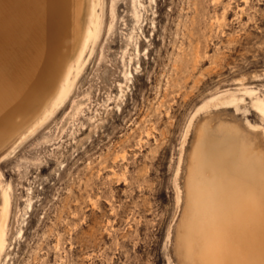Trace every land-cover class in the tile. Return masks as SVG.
<instances>
[{
	"label": "rangeland",
	"instance_id": "1",
	"mask_svg": "<svg viewBox=\"0 0 264 264\" xmlns=\"http://www.w3.org/2000/svg\"><path fill=\"white\" fill-rule=\"evenodd\" d=\"M95 1L1 114L0 264H264V0H98L77 64Z\"/></svg>",
	"mask_w": 264,
	"mask_h": 264
},
{
	"label": "bare ground",
	"instance_id": "2",
	"mask_svg": "<svg viewBox=\"0 0 264 264\" xmlns=\"http://www.w3.org/2000/svg\"><path fill=\"white\" fill-rule=\"evenodd\" d=\"M97 1H95L96 2L95 6L94 7L92 6L93 7L92 10H94L93 19L89 22V25L85 31L83 47H81L82 50L80 51V54L78 56L77 64H79V62L82 61L86 50L88 49L90 43L95 38V33L97 30L96 29L97 19H98ZM81 2L82 0H0V96H1L0 99L2 98L1 99L2 101H0V126L4 125L3 127H5V125L9 122L12 116L17 112H14V114L10 113L5 115L7 116V118L1 117V114L4 115L5 111H7L8 109H13L16 107L22 108L23 106H25V104H27V102L30 100L31 97L32 99L29 102H32L31 107L34 106V104L38 103L41 100V95L39 94L41 92V88H43L46 85L50 86V90H52L53 88L57 89V93L54 96V98H52V102L54 104H57L59 102L60 96L70 84L71 75L73 74V69L75 66L67 63V54L65 52H63L62 56L59 57L56 55V51L62 48V45L64 46L66 39H68L69 37L75 38L79 33L80 31L79 15L81 11ZM4 98H6L5 101ZM3 106L5 107V109ZM41 114H43L42 111ZM41 114L40 116L38 115L33 116L34 124L37 125L36 120L39 119V117H41ZM34 124L32 125V128H30V130L35 127ZM26 134L21 135L20 139H23L26 136ZM244 136L245 135H243L242 137ZM250 141L251 140H249V142ZM242 142H244V140ZM194 167L196 168V166ZM193 170L191 168V172ZM189 182L191 183L190 180ZM218 185L220 184L218 183ZM190 188L192 189V187ZM223 190H225V188ZM217 193L219 192L217 191ZM233 193H234L233 197H235L236 194L235 192ZM208 195L209 194L207 192V196ZM227 195H232V192L231 194H227ZM242 195H244V193ZM189 198L191 199L193 197L189 196ZM224 198H226V196ZM248 201L250 202V200H247V203H249ZM232 202L236 203L237 199L236 201H232ZM188 203L191 202L189 201ZM239 203L241 202L239 201ZM251 204L252 201L250 202V204H245L244 206L245 208L243 207V209H246L248 212H251V210L255 209L254 206H251ZM211 206L213 207L212 204ZM235 206L236 209L235 208L234 209L237 210V205ZM188 207L191 206L189 205L187 206V208ZM3 209L4 208H2V210ZM188 210L190 211V209ZM217 213L218 212H216V214ZM216 219L213 218L211 221L213 222V220ZM231 219L232 218L230 217L229 219H227V221ZM211 221L209 222V224H212ZM204 231L205 230H203V237H204ZM210 231H211V236L215 238L216 237L215 231L214 230H210ZM205 233L207 234V231ZM0 247H1V243H0Z\"/></svg>",
	"mask_w": 264,
	"mask_h": 264
}]
</instances>
